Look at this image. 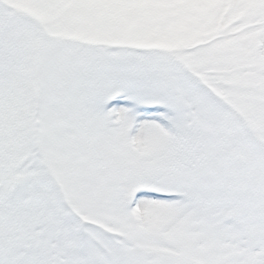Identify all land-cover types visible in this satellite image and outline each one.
<instances>
[{
  "label": "snow or ice",
  "instance_id": "6c2138e0",
  "mask_svg": "<svg viewBox=\"0 0 264 264\" xmlns=\"http://www.w3.org/2000/svg\"><path fill=\"white\" fill-rule=\"evenodd\" d=\"M0 264H264V0H0Z\"/></svg>",
  "mask_w": 264,
  "mask_h": 264
}]
</instances>
